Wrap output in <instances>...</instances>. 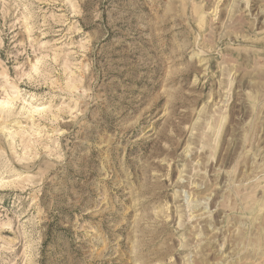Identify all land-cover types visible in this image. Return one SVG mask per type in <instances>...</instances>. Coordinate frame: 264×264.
<instances>
[{
	"label": "rangeland",
	"instance_id": "obj_1",
	"mask_svg": "<svg viewBox=\"0 0 264 264\" xmlns=\"http://www.w3.org/2000/svg\"><path fill=\"white\" fill-rule=\"evenodd\" d=\"M0 264H264V0H0Z\"/></svg>",
	"mask_w": 264,
	"mask_h": 264
}]
</instances>
